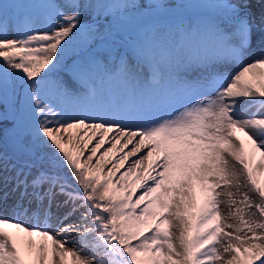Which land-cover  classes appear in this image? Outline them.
I'll return each mask as SVG.
<instances>
[{
  "label": "snow or ice",
  "instance_id": "snow-or-ice-1",
  "mask_svg": "<svg viewBox=\"0 0 264 264\" xmlns=\"http://www.w3.org/2000/svg\"><path fill=\"white\" fill-rule=\"evenodd\" d=\"M262 176L264 0H0V264H264Z\"/></svg>",
  "mask_w": 264,
  "mask_h": 264
},
{
  "label": "rangeland",
  "instance_id": "rangeland-1",
  "mask_svg": "<svg viewBox=\"0 0 264 264\" xmlns=\"http://www.w3.org/2000/svg\"><path fill=\"white\" fill-rule=\"evenodd\" d=\"M58 3H63V0H57ZM236 67V66H233ZM231 70V69H230ZM59 76L61 79H65L68 80L69 83H71V80L68 77L67 71L65 69H61L59 72ZM57 77L54 75L53 76V80H55ZM85 129H71L69 134H71L73 136V142L71 145H68V147L74 148L75 145L77 143H81V141L79 140V136L84 135L85 133ZM92 133L89 131L88 135H91ZM114 135V133H108L106 134V139L107 138H111V136ZM238 135L242 136L243 139L246 141V151H251V146L250 143L247 142V138L243 136L242 133H238ZM85 139H87V137L85 136ZM99 139V134H97V136L93 139V141L88 145L89 148H91L92 146H94L96 140ZM124 143V141L122 140L120 145H117V147L115 149H113L111 152H109L108 156H105L103 160H100V164H101V170L99 171V175H102V172L107 168V166L112 162V160L114 158L117 157V155L121 154V156L125 155V153H127L128 151H130L132 149V146L129 145L127 148H123L121 149V145ZM110 145H108L107 143L102 145V147L97 151L96 157L93 158L92 164H95L96 161L99 159V157L101 156V154L103 153L105 148H108ZM88 151L85 150L84 152V157H86L88 155ZM143 153H139L137 155H142ZM257 159H259V154L257 153ZM137 159V156H128L124 161H122L120 164H115V161L112 163L111 169L109 171V173H106L105 176H101L102 179L106 178L107 176H109L111 173H115V175L111 176V179L113 180V184L116 187H119L118 184H116L117 178L120 176V174L125 171V169L129 166V164H131L132 161H135ZM115 165V166H114ZM147 165H145L146 167ZM137 174H143V170L142 169H137L136 171H134L129 177H126V181L127 182H131L132 179L135 178V176ZM262 180H264V176L261 177ZM133 188L136 189V195L133 197V199L136 198V196H138L140 194V192L142 191L141 189H139L138 187V182L137 185H133ZM2 214V213H0ZM34 222V221H33ZM70 259L69 258V264H70Z\"/></svg>",
  "mask_w": 264,
  "mask_h": 264
},
{
  "label": "bare ground",
  "instance_id": "bare-ground-1",
  "mask_svg": "<svg viewBox=\"0 0 264 264\" xmlns=\"http://www.w3.org/2000/svg\"><path fill=\"white\" fill-rule=\"evenodd\" d=\"M239 136H240V135H239ZM240 137L243 139L242 136H240ZM121 155H122V153L119 154V155H117V157H118V156H121ZM115 159H116V158H114V159L112 160V162L107 166V168L102 172V175H101V176L104 177L106 173H109V171H110V169H111V166H112V163L115 161ZM132 162H133V161H132ZM132 162H131V163H132Z\"/></svg>",
  "mask_w": 264,
  "mask_h": 264
},
{
  "label": "trees",
  "instance_id": "trees-1",
  "mask_svg": "<svg viewBox=\"0 0 264 264\" xmlns=\"http://www.w3.org/2000/svg\"><path fill=\"white\" fill-rule=\"evenodd\" d=\"M71 53H72V52H69L68 57H67V61H70V60H71V58H72ZM69 58H70V59H69Z\"/></svg>",
  "mask_w": 264,
  "mask_h": 264
}]
</instances>
